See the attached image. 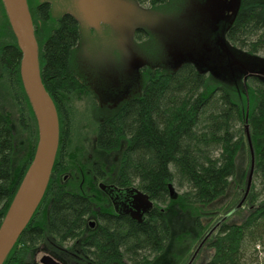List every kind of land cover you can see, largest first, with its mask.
Wrapping results in <instances>:
<instances>
[{
  "label": "trees",
  "instance_id": "obj_1",
  "mask_svg": "<svg viewBox=\"0 0 264 264\" xmlns=\"http://www.w3.org/2000/svg\"><path fill=\"white\" fill-rule=\"evenodd\" d=\"M137 1L156 10L179 2ZM28 4L42 79L60 108L63 139L60 133L61 148L46 193L4 264H41L27 256L43 243L55 258L63 255L66 264H188L210 229L244 197L242 189L252 165L246 123L254 147L253 188L247 202L219 226L198 254L209 253L200 264H264L257 249L261 244L264 251V81L249 77L242 87L253 96L248 106L246 94L241 98L237 86L201 73L191 63L176 70L162 65V69L147 68L141 92L99 124L92 147L101 153L95 151L88 169L120 186L143 190L154 207L142 221L99 211L92 193L60 177L69 168L65 153L71 121L66 104L80 87L71 65L80 39L79 20L65 13L53 21L49 2L28 0ZM0 10L7 19L2 0ZM48 20L55 24L47 33ZM226 35L249 53L264 50V0H242ZM135 39L143 47L153 36L139 30ZM21 59L22 50L11 30L0 49V67L33 129L26 126L32 146L18 159L15 130L0 103V225L38 142L36 117L21 79ZM170 184L180 189L176 197Z\"/></svg>",
  "mask_w": 264,
  "mask_h": 264
},
{
  "label": "water",
  "instance_id": "obj_2",
  "mask_svg": "<svg viewBox=\"0 0 264 264\" xmlns=\"http://www.w3.org/2000/svg\"><path fill=\"white\" fill-rule=\"evenodd\" d=\"M2 2L22 50L21 79L36 117L38 142L34 157L0 225V264L5 263L39 207L60 145V117L55 100L42 79L39 43L28 0ZM75 3L73 11L81 23L97 29L102 23L111 27L115 48L122 56L123 76L136 77L140 69L148 64L135 39L137 31L147 30L164 41L174 70L183 63H191L201 73L211 74L221 81L243 78L246 82L250 76L264 78V57L233 45L226 35L239 13L242 0H185L176 14L160 12L137 0H76ZM245 129L253 156L244 197L210 229L188 264L193 263L200 248L219 226L243 206L249 193L254 175V148L248 123ZM169 189L176 197L174 186L170 184ZM131 191V208L127 212L142 221L155 203L143 190L136 187ZM36 261L62 264L44 251L40 252Z\"/></svg>",
  "mask_w": 264,
  "mask_h": 264
},
{
  "label": "rangeland",
  "instance_id": "obj_3",
  "mask_svg": "<svg viewBox=\"0 0 264 264\" xmlns=\"http://www.w3.org/2000/svg\"><path fill=\"white\" fill-rule=\"evenodd\" d=\"M31 1L33 4L38 3V2L40 3L44 2V0H31ZM184 4H185V0H182V1L179 0V2L174 1L173 4H171L170 6L168 5V6L162 7L161 9L163 10H158V11L166 13V14H176L182 9ZM50 5H51L50 15L53 21L57 20L60 14L64 10L68 9V6L64 4L63 0H51ZM145 5L150 8L148 4H145ZM3 7H4V4H3ZM168 7H171V8H168ZM171 9L172 11H170ZM1 13H0V49L9 40L10 32L12 30L8 16H7V19H8L7 20L6 18H4V16ZM48 22L49 23L45 24L47 25L46 27L47 33L50 27L52 28L55 24V22L50 23L49 20ZM39 23H43V22H39ZM45 25L43 24L42 28ZM6 27L8 31H6ZM42 32H43V29L42 31H40V33ZM149 33L153 36V40L143 43L144 50H146L147 48L148 50H150L149 53L141 49L142 54L145 55V57L148 60V64L142 67L139 71L138 75H140V78H139L140 83L142 80L144 81L146 80L145 73H146L147 68L151 69L155 67V68L162 69L164 68L162 66H165V68L169 70L173 68V62L171 58L168 56V52L165 47L164 41L156 34L151 33V32ZM13 35L15 36L14 32H13ZM152 50H154L155 53ZM77 52L79 53L77 54ZM79 54H81V52L79 50H75L73 53V59H72V65L74 66V68H77V69H78V66L80 65V64L78 65ZM257 54L264 57V50L258 52ZM105 71H106L105 75H107L108 80L109 79L117 80V78L114 76L113 69H111L110 67V64L107 65L106 63ZM7 79H8L7 75L5 74V72H3L2 68L0 67V103L3 105V110L10 118L11 124L15 130L16 144H17V149H16L17 155L16 156L18 159H21L22 157H24V155L28 152V150L32 146L31 134L28 130L26 131V116L23 115V110H22L24 105H19V102L15 96V94H17L16 93L17 91L13 90L12 84L10 85ZM235 80H238V79H235ZM240 80L244 81L243 78H241ZM230 81L232 82L234 80H227V81H222V82L230 83L231 85L233 84L232 86H235V87L237 86V88L239 89V95L242 98V96L246 94L248 106H250V102H253V96L249 88H247L246 90H243L242 87L244 85L242 83L235 85L234 83H231ZM135 82L136 83H134L133 86L131 87L132 92L126 93L127 97L133 94V90L136 91L140 88L139 83H137V81ZM79 84H80V87L76 89V91L71 96H69V99H68L70 103L69 106L71 108V115H70L71 116V125H70L71 127H70V132L67 138L68 150L65 153V156H66L65 159L68 162L69 168L66 171H64L60 175V177L65 181H68L69 179H71V182L73 183V185L81 190H85L88 192H96L92 185V176L90 177L87 173V170H90L88 169L89 168L88 165L91 164V160H95V156L92 151L93 150L92 148L93 139L96 138L97 128L101 120H104L105 118L110 116L115 110L119 109V107L117 106L113 110H111L108 106V104L110 103V100L105 98L103 94L94 92L91 89L89 91V89L84 88L81 82H79ZM125 91H127V89L121 88V93L117 95V97H122L120 100H118V102H120L121 104H123L127 98L126 96H124ZM247 109L249 110V107ZM61 127H62V120L60 121V132H61V139H63V128L64 127H62V129ZM59 148H61V143L59 145ZM250 151H251V147H250ZM251 155L253 156L252 151H251ZM90 156H93L92 159H89ZM249 160H250V155H249V152L247 151L245 165L249 166ZM247 176L249 177V173ZM248 177H246V180H248ZM254 180H255V176L253 175L252 183H251V187H250L248 195L250 194L253 188ZM246 183H248V181ZM246 183H245V187H243L242 189L244 193L247 188ZM174 188H175V191L180 190L178 187L174 186ZM248 195L246 196L244 203L247 202ZM232 215H234V213ZM232 215L230 217H232ZM235 219H237V217H235ZM47 248H50V247L47 244L43 243L40 247L34 248L28 254L27 258L36 260L38 256L40 255L41 251L49 252ZM206 257H209V253L207 251L204 252L203 255L199 253L197 258L192 264H200V262L204 261Z\"/></svg>",
  "mask_w": 264,
  "mask_h": 264
},
{
  "label": "flooded vegetation",
  "instance_id": "obj_4",
  "mask_svg": "<svg viewBox=\"0 0 264 264\" xmlns=\"http://www.w3.org/2000/svg\"><path fill=\"white\" fill-rule=\"evenodd\" d=\"M63 1H64V4L68 6V9L64 10L60 14V16H62L65 13H70L73 16H75L76 12L73 10L76 5L75 3L76 0H63ZM44 2L50 3L51 0H44ZM79 24H80V39L74 51L79 50L82 56L81 54H79L78 65L79 64L80 65L78 66V69L74 68L73 66V71L75 72L78 78V81L83 84L85 89L87 88L89 89V91L91 89L94 92L103 94L105 98L110 100V103L108 104V106L111 110H113L115 107L121 105V103L118 102V100H120L122 97H117V95L121 93V88L127 89V91H125L124 93V96H126V93L132 92L131 87L133 86L134 83H136L135 81H137V83H139L140 88L136 91L133 90V94L137 92L140 93L144 85V80H142L140 83V79H139L140 75H137L138 77H133V78L126 77L125 74L123 76L124 67H123V62H122V56L120 54V51L115 48L114 33L108 24L102 23L100 26V29L88 26L84 22L81 23L80 21H79ZM137 43L139 44L140 50L141 49L144 50L141 44L139 42ZM78 53L79 52H77V54ZM105 62L107 63V65L110 64V67L111 69H113L114 76L117 78V80L116 79L108 80L107 75H105L106 74V71H105L106 63ZM251 77L258 78L264 81V78L260 76H251ZM231 83H234L235 85L242 83L243 85L246 86V82L241 81L240 79L234 80ZM129 97H127L125 101H127ZM101 122H103V120H101ZM37 128H38V125H37ZM94 141H95V138L93 139V142ZM92 151L94 152V156H95L96 147H94ZM96 153L99 155L101 152L96 151ZM92 157L93 156H90L89 159H92ZM107 172H109V170H107ZM87 173L90 177L92 176V185L96 192H90V193H92V195L95 197V199L100 204L98 208L99 211L109 210L117 214L130 215L127 211L131 208V200H132L131 190L132 188H136L135 186L133 185L120 186L116 184L114 180H112L109 177L107 179H103L101 175L97 174L98 171H94L92 169L87 170ZM94 225L95 223L90 224L91 227ZM47 249L49 250L48 253H53L52 249L50 248H47ZM60 256L62 257L63 255H60ZM60 256L58 260H60L62 264L63 263L66 264L64 260L60 258Z\"/></svg>",
  "mask_w": 264,
  "mask_h": 264
},
{
  "label": "bare ground",
  "instance_id": "obj_5",
  "mask_svg": "<svg viewBox=\"0 0 264 264\" xmlns=\"http://www.w3.org/2000/svg\"><path fill=\"white\" fill-rule=\"evenodd\" d=\"M73 53H74V51H73ZM73 53L71 54V65H72V59H73ZM72 68H73V65H72ZM70 103H69V101H68V103L66 104V106H67V108L69 109V110H67V112H68V114L69 115H71V108H70ZM56 106H57V104H56ZM57 110H58V113H60L61 114V111H60V108L59 107H57ZM107 119L105 118L104 119V121H106ZM70 121H71V116H70ZM32 125V122H31V124H30V126H29V123H26V126L29 128H31V129H33V125ZM194 262V261H193Z\"/></svg>",
  "mask_w": 264,
  "mask_h": 264
},
{
  "label": "built area",
  "instance_id": "obj_6",
  "mask_svg": "<svg viewBox=\"0 0 264 264\" xmlns=\"http://www.w3.org/2000/svg\"><path fill=\"white\" fill-rule=\"evenodd\" d=\"M257 249L260 250L261 256L264 257V251L262 250V245L258 244Z\"/></svg>",
  "mask_w": 264,
  "mask_h": 264
}]
</instances>
